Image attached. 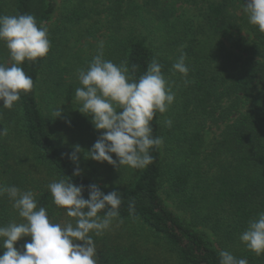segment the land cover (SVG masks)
Returning a JSON list of instances; mask_svg holds the SVG:
<instances>
[{
	"label": "trees",
	"instance_id": "obj_1",
	"mask_svg": "<svg viewBox=\"0 0 264 264\" xmlns=\"http://www.w3.org/2000/svg\"><path fill=\"white\" fill-rule=\"evenodd\" d=\"M244 3L61 0L57 9L54 0H0V15H33L51 42L46 57L21 65L33 89L11 110L0 109V128L7 130L0 137V184L31 191L50 221L61 224L73 218L53 203L49 183L69 178L85 186V199L92 183L105 194L118 191L119 216L101 236L93 234L97 264H219L222 250L264 264V255L240 240L264 212V33L249 23ZM55 14L58 22L49 26ZM100 42L104 59L126 62L136 81L157 60L175 99L151 122L163 144L150 149L145 169L117 168L80 152L82 174L73 176L77 165L62 154L74 145L90 150L102 131L75 100L78 72L87 70ZM181 53L186 77L173 68ZM0 63L11 64L3 42ZM12 222L22 218L5 194L0 227ZM30 241L22 237L15 246L23 251Z\"/></svg>",
	"mask_w": 264,
	"mask_h": 264
},
{
	"label": "clouds",
	"instance_id": "obj_2",
	"mask_svg": "<svg viewBox=\"0 0 264 264\" xmlns=\"http://www.w3.org/2000/svg\"><path fill=\"white\" fill-rule=\"evenodd\" d=\"M243 10L249 23L264 33V0H247ZM0 42L6 46L11 61L10 66L0 63V101L3 102L0 109L11 110L21 93L26 94L34 87L32 77L26 75L21 65L46 57L51 42L48 29L38 25L31 14L0 15ZM98 48L87 70L78 72L81 87L75 89V100L81 105L77 110L91 118L95 130L102 131L90 150L74 145L73 152L62 154L77 165L73 176L82 174L77 155L80 152H84L85 159L107 162L117 168L145 169L153 161L150 149L163 144L161 137L153 138L151 122L157 112L165 113L175 99L157 60L153 59L136 81L129 76L126 62L117 65L104 59L103 42ZM185 60V54L181 53L173 64L174 70L184 77L189 71ZM61 115L60 107L54 111V117ZM67 123L71 125V121ZM165 124L171 126L172 121L168 119ZM6 135L7 130L0 128V137ZM48 189L53 203L65 209L73 220L53 223L46 208L38 207L31 191L0 184V197L6 194L22 218L20 223L0 227V248L4 249L0 264H97L93 234L101 236L119 216L120 193L113 190L105 194L92 183L87 186L85 199L82 195L85 186H77L69 178L49 183ZM129 207L132 209L133 205ZM29 236L31 241L23 245V251L19 250L16 242ZM240 240L257 256L264 255V212L258 214V219L249 221ZM218 255L219 264H248L246 259L226 250Z\"/></svg>",
	"mask_w": 264,
	"mask_h": 264
},
{
	"label": "rangeland",
	"instance_id": "obj_3",
	"mask_svg": "<svg viewBox=\"0 0 264 264\" xmlns=\"http://www.w3.org/2000/svg\"><path fill=\"white\" fill-rule=\"evenodd\" d=\"M55 1V3H56V7H57V9H59L60 8V6H61V0H54ZM185 7V5H183V3H179V5H178V8H179V12H182L183 11V8ZM186 13H189V11L187 12L186 11ZM58 22V19H57V14H55L54 15V17H53V19H52V21L50 22V25L49 26H54L56 23ZM243 37H246L247 38V33H245V32H241L240 33ZM212 137V136H211ZM166 203H168V206H169V208H171V209H173L176 213H178V211L168 202V201H166ZM208 236L212 239L213 238V236L212 235H210V234H208ZM217 246V245H216ZM218 247V246H217Z\"/></svg>",
	"mask_w": 264,
	"mask_h": 264
}]
</instances>
